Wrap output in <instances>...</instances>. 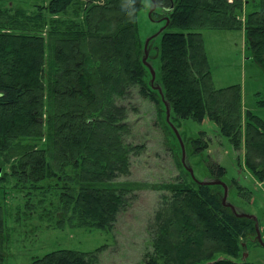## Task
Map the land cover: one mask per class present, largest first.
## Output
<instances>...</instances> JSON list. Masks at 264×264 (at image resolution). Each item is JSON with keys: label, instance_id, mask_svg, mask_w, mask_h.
Instances as JSON below:
<instances>
[{"label": "trees", "instance_id": "obj_1", "mask_svg": "<svg viewBox=\"0 0 264 264\" xmlns=\"http://www.w3.org/2000/svg\"><path fill=\"white\" fill-rule=\"evenodd\" d=\"M82 1H87L83 24L76 22L75 10L73 20L58 18L69 16ZM152 3L155 11L160 6L168 14L167 29H179L161 33L162 97L146 80L149 67L142 59L144 42L137 20L142 0H137L134 20L121 11V0H51L35 14L24 15V24L17 18L11 21L10 9L0 7V156L11 166L9 177L22 188L38 189L54 178L67 180L70 187L62 193V210L73 214L70 221L77 227L111 231L120 209H127L137 191L159 192L165 213L156 214L153 250L139 264H195L208 255L204 264H254L241 254L239 240L257 234L256 219L236 214L207 183L194 181L193 188L181 175L174 181L160 177L156 183L129 178L135 157L145 147L132 138L130 120L140 114L153 118L162 146L173 154L167 127L157 116L162 105L184 120L201 121L208 115L224 135L240 143L242 89L214 87L199 30H244L253 60L264 66V0ZM247 6L252 10L246 11ZM132 92L139 104L129 99ZM143 105L151 109L149 115L140 112ZM247 119V164L264 182V120L250 111ZM194 147L199 154L207 145L198 140ZM208 165L214 178L223 181L225 168L214 159ZM180 166L185 167L183 162ZM193 221L212 231L220 229L226 240L204 241L201 249L198 242L180 243ZM3 228L0 207V260L6 241ZM101 251L62 249L32 264H98ZM181 254L188 259L182 260ZM217 254L225 256L214 257Z\"/></svg>", "mask_w": 264, "mask_h": 264}, {"label": "rangeland", "instance_id": "obj_2", "mask_svg": "<svg viewBox=\"0 0 264 264\" xmlns=\"http://www.w3.org/2000/svg\"><path fill=\"white\" fill-rule=\"evenodd\" d=\"M50 1L0 0V7L2 10L10 9L11 21L17 18L24 24V15L35 14L42 6L49 5ZM86 3L87 1H82L81 5H75L69 11V16L58 15V18H74L76 11V16L78 15L75 17L76 22L83 24ZM165 5L167 6V3ZM245 10L251 11L252 6H247ZM154 11L153 3L151 8L142 7L137 20L140 37L144 42L142 59L144 61L147 55L146 66L150 64L156 74L154 77L147 66L146 80L160 94L163 93L161 73L163 35L161 33L167 29L168 14L158 6L152 18ZM178 30L169 28L166 31ZM199 31L205 42L214 87L225 89L239 85L242 89L244 109L242 141L233 142L208 115H205L201 121L184 120L180 119L174 111H170V122H167L168 110L165 105H162L158 109L161 113H157V116L160 123L167 127L168 144L174 149L175 154L171 151L167 152L162 146L157 131L152 128L153 118L151 121L142 114L133 117L130 120L131 128H133L132 138L137 140L136 144L145 145V147L141 154L135 157L129 178L156 183L160 182V177L162 180L174 181L181 175L193 188H197L194 182L196 180L207 183L223 201L227 189V204L238 214L251 216L257 222V234L239 240L241 254H247V259L251 263L264 264V182H261L249 168L245 148L247 111L264 120V66L253 60L244 30L202 29ZM43 33L46 34L45 31ZM160 97H162L161 94ZM129 99L139 104L140 100L134 92ZM150 111L151 109L145 105L140 108V112L148 115ZM152 112L154 113L153 110ZM172 124L178 129L183 139L186 164L188 168L194 170L196 180L186 166L179 167L183 161V149ZM146 134L148 137H145ZM198 140L201 146L207 145V148L199 154L194 147L195 141ZM210 159L217 160L225 168L223 181L215 179L211 173L208 165ZM10 168L11 166L0 156L1 174L7 178L0 181L2 186L0 207L5 219L3 233L6 240L0 264H32L35 259L62 249L84 253L101 249L102 251L98 254V264H139L144 260L146 253L153 250L152 231L158 226L155 220L156 214L164 215L165 213V210L161 209L163 205H160L162 202H160L159 192L137 191L136 199L128 205L127 209H120L118 221L111 231L97 227H77L75 221L74 223L70 221L73 214L62 210V193L64 188L70 187L67 180V182L60 178L46 180L43 185H39L41 189L39 187L33 189L31 186L22 188L13 177H9L7 172ZM69 172L73 173L72 168H69ZM207 220L209 221L208 218ZM193 224V227L187 226L186 230L189 233L181 239L180 243L198 242V248L201 249L200 245H203L204 241L218 243L226 240L225 234L220 229L212 231L199 222L193 221ZM210 256H200L195 264H204ZM224 256V254H217L214 257ZM180 258L188 259L182 254ZM239 259L243 260V255Z\"/></svg>", "mask_w": 264, "mask_h": 264}, {"label": "clouds", "instance_id": "obj_3", "mask_svg": "<svg viewBox=\"0 0 264 264\" xmlns=\"http://www.w3.org/2000/svg\"><path fill=\"white\" fill-rule=\"evenodd\" d=\"M145 9L152 7V0H142ZM121 11L129 20H134L137 11V0H121Z\"/></svg>", "mask_w": 264, "mask_h": 264}, {"label": "water", "instance_id": "obj_4", "mask_svg": "<svg viewBox=\"0 0 264 264\" xmlns=\"http://www.w3.org/2000/svg\"><path fill=\"white\" fill-rule=\"evenodd\" d=\"M146 49H147V46H146ZM147 61V55H146V59L144 60V62H146ZM148 65V67L150 68V70L153 72V76L155 77L156 76V74H155V72H154V70L152 69V67L150 66V64H147ZM167 110H168V117H167V119L170 121V109H169V107L167 106ZM172 126H173V128H174V131H175V133H176V135H177V137H178V139H179V141H180V144H181V146H182V149H183V164L187 167V164H186V150H185V145H184V142H183V139H182V137H181V135H180V133H179V131H178V129L176 128V127H174V125L172 124ZM188 168V167H187ZM188 170H189V172L191 173V175H192V177L196 180V178H195V175H194V170L192 169V168H188ZM0 172H1V170H0ZM197 181V180H196ZM199 182V181H198ZM199 183H202V182H199ZM227 197H228V192H227V189H226V193H225V198H224V201H223V203L226 205L227 204ZM235 213L236 214H238L236 211H235ZM238 215H240V214H238ZM246 216H248V215H246ZM251 217V216H250ZM248 257V255L247 254H245V258H247Z\"/></svg>", "mask_w": 264, "mask_h": 264}]
</instances>
